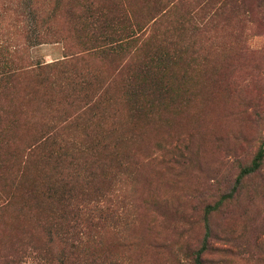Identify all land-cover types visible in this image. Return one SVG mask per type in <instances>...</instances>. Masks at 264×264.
I'll return each mask as SVG.
<instances>
[{
  "label": "rangeland",
  "instance_id": "1",
  "mask_svg": "<svg viewBox=\"0 0 264 264\" xmlns=\"http://www.w3.org/2000/svg\"><path fill=\"white\" fill-rule=\"evenodd\" d=\"M79 1L0 0V264H195L204 245V264H264V163L236 180L264 146V0H92L90 14ZM77 14L100 24L72 37L81 50L107 25L134 35L125 52L94 48L71 69L90 71L92 84L118 70L119 84L142 90L64 130L66 99L48 85L63 68L44 65L68 50L42 31L63 32ZM166 51L169 71L154 60ZM141 93L153 104L140 105ZM105 127L116 176L69 194L48 186L67 178L65 148L88 151ZM44 133L55 138L30 158Z\"/></svg>",
  "mask_w": 264,
  "mask_h": 264
},
{
  "label": "trees",
  "instance_id": "2",
  "mask_svg": "<svg viewBox=\"0 0 264 264\" xmlns=\"http://www.w3.org/2000/svg\"><path fill=\"white\" fill-rule=\"evenodd\" d=\"M87 4L85 7L81 8H87L89 7L90 9H87L85 12H89L87 14L92 13L91 9V4L92 6L93 1L92 0H83L82 2L79 1V4ZM76 14V13H75ZM79 19L76 20L74 18L62 21V24L64 26V31L59 32L55 25L53 23L49 22H44V30L42 31V35L44 36V44L48 43H56L59 42L57 37L62 34L64 36V39L61 40L64 45V50H68V54L63 56V59L60 61L52 62L49 64H45L46 68H63V70L60 71L61 76L58 78L56 77H50L48 81V85L51 89H56L58 90L59 94L63 96V98L66 99L65 105V114L62 117L61 122L62 127L67 128L68 125L72 124H77L79 123L80 119L86 118V116L90 113L95 111L98 106H104L108 105L111 106L115 104L117 101L123 102L126 98L132 97L133 95H137V92L142 90V86L136 87L135 83L133 81H129L126 83H118V77L120 75H117V72H112L111 74L107 75V77H104L103 79H100L101 81L95 82L92 84V79L90 78L91 72L90 71H73L71 69L72 66H75L74 61L79 60V59H85L87 58V54H89L94 48H120L121 52H125L123 49V43L129 41V38H132V36H128L127 33H124V29H116V28H111L109 27V33H106L105 35H99L95 36L94 39H92V43L95 44V47L88 48L89 46L86 47L85 50H81L85 45H87L85 40L78 39L79 44L77 42L72 41L73 36H77L82 32H87L92 31L93 28L97 26H100V24H96L99 21L96 20L95 18H90V16H84V15H76ZM110 23V21H108ZM100 23H105V21L100 22ZM135 32V30H132ZM107 32V31H106ZM81 37V36H80ZM37 38V35L35 36ZM30 40V39H29ZM91 44V43H90ZM101 44V45H100ZM103 46V47H102ZM80 48L81 51L73 52L70 51L73 48ZM185 44H183V49H185ZM182 49V54L183 55H188L186 50ZM66 50V51H67ZM83 51V52H82ZM90 51V52H89ZM89 52V53H86ZM102 53V51H100ZM162 54V55H161ZM166 55V56H165ZM165 56V57H164ZM170 55H167L166 52H161L159 55H157L154 60L156 63L161 64L164 66V68L169 71V68L167 66V60ZM190 59H193L192 55ZM164 57V58H163ZM126 61L129 57H125ZM82 60V61H83ZM149 60H153V58H149ZM147 61V62H148ZM80 62V61H79ZM139 64L142 62L139 60ZM36 65H33L34 67ZM70 68L71 70L67 69ZM167 71L162 72V74L155 78L157 81H161L162 87L165 86V84H168V77L170 75L167 74ZM21 72L17 70L16 76H18V73ZM138 73L136 72V76ZM180 77L183 78V75ZM89 79V81H88ZM180 79V78H179ZM177 82H180L177 78H175ZM184 80H187V76L184 77ZM146 83V86L152 85L154 86L150 79V81L146 80L144 84ZM143 84V85H144ZM135 88H139L136 90ZM115 94V97L112 95ZM138 96V95H137ZM140 96L144 98L143 102L140 103V105L143 106L144 102L145 104H153V99H149L148 95H145L144 93H141ZM112 98V102H109V100ZM107 107V106H106ZM105 107V108H106ZM102 111L100 114H98L95 117V121H98L99 123L107 117V112ZM107 109V108H106ZM99 133L96 135V143L88 150H77L75 148L69 149V147H66L65 150L72 152L69 153L68 156L63 157H58L57 162L62 163L61 161H65L66 163L70 164L69 171L67 172L66 167H63V172L64 174H59L60 176L64 175L65 177L58 178L56 182L53 185H48V186H53L56 189L59 188H66V194L69 193H74L78 190L80 183H83L84 181H88L89 184L92 183L95 179L101 178V180H105L110 176V170L112 169L111 164L113 163L112 161H115L114 163L117 164L121 159L115 151V147L113 146V142L109 141L107 136L111 133V130L109 128L105 127V131L102 134L101 131H98ZM56 133V132H55ZM59 133H56L58 135ZM54 133L50 134L49 133H44V136L41 137L39 136L38 138H34L32 140L33 146L35 145V142H38L36 146H32L29 150V155L30 158L33 155H37L39 149L43 146V144L48 143L51 139L55 138ZM111 135V134H110ZM109 135V136H110ZM108 136V137H109ZM63 141L66 143V141L69 140L68 137L62 138ZM71 147V146H70ZM64 150V149H63ZM103 151V155L100 154V152ZM122 155V154H121ZM52 153L48 154L47 159L51 158ZM44 157V158H45ZM87 159L88 162H83V163H91L92 167H89L90 169H85L84 171H80L78 168L80 167H86L85 165L83 166L82 161L84 158ZM28 157H24V160H27ZM23 163V162H22ZM26 163H23V167H26ZM264 163V146H260L255 155L253 156L252 160L250 163L246 166L241 167L239 175L237 176V182H240L242 179L245 177H248L260 170V168L263 166ZM119 165V164H118ZM76 167V168H75ZM118 168L120 166H117ZM116 176V171L113 169L111 178H114ZM69 180V181H66ZM88 184V186H89ZM125 184V183H124ZM90 187H94L97 189L95 183H92ZM120 187L125 188L126 186L121 184ZM125 192V190H123ZM106 195L104 197V200H108L107 204H111V194L108 192L103 193ZM82 195H91L89 192H87L86 189L82 190ZM225 197H229V195H226ZM106 198V199H105ZM113 199V197H112ZM110 201V202H109ZM112 208H115V204L113 201ZM205 245L202 248L201 252H198V255L195 258V264H204L202 258H201V253H203L205 249Z\"/></svg>",
  "mask_w": 264,
  "mask_h": 264
}]
</instances>
